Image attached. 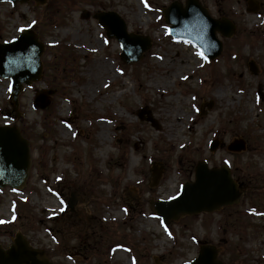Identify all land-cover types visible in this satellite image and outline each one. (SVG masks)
I'll list each match as a JSON object with an SVG mask.
<instances>
[{"label":"rangeland","instance_id":"374dc122","mask_svg":"<svg viewBox=\"0 0 264 264\" xmlns=\"http://www.w3.org/2000/svg\"><path fill=\"white\" fill-rule=\"evenodd\" d=\"M173 1H0V42L30 27L46 45L44 77L20 94V116L10 80L0 78V125L20 127L32 160L21 189L0 191L2 246L21 232L56 264H184L210 243L224 264H264V0H250L256 12L248 1L201 0L237 25L231 38L218 34L224 49L210 61L168 34L161 10ZM100 11L151 38L139 61L120 58L119 42L93 16ZM44 88L52 103L40 109L33 102ZM141 109L159 129L140 119ZM215 138L225 145L211 152ZM242 139L244 150L227 148ZM199 160L231 167L243 183L240 202L164 224L150 201L193 181ZM155 166L162 176L151 187Z\"/></svg>","mask_w":264,"mask_h":264},{"label":"water","instance_id":"95a60500","mask_svg":"<svg viewBox=\"0 0 264 264\" xmlns=\"http://www.w3.org/2000/svg\"><path fill=\"white\" fill-rule=\"evenodd\" d=\"M7 1V0H0ZM14 5L29 0H8ZM47 0H38L45 4ZM166 22L171 24L169 33L174 37L190 40L198 45L208 58L219 56L223 43L217 37L220 32L231 37L236 32V26L228 19H216L210 15L199 0H186L185 6L180 1H174L162 10ZM106 29L109 37L116 38L122 48L121 59L126 63L139 61L151 47L149 37L128 32L125 20L115 11L99 12L94 15ZM45 44L39 34L31 28L22 31L18 38L10 42L0 43V78L11 80V101L16 111L19 107L20 93L25 85L38 82L43 77L42 55ZM250 69L257 73L253 63ZM53 90H43L37 93L34 105L45 109L51 103ZM147 113V117L144 114ZM141 119L151 121L159 128L149 110L139 112ZM224 142L215 139L211 142V151H215ZM244 141L232 142L229 149L241 151ZM31 166L30 144L17 125L0 126V189L10 186L20 189L25 183ZM162 169H152V186L159 182ZM242 192L231 175L227 166L210 168L205 161H199L195 170V180L186 182L181 191L170 199L151 201L155 212L165 223L178 220L181 216L201 212H213L224 206L240 201ZM74 208L76 199H70ZM0 264H56L45 255V251L32 247L22 233H17L14 243L4 249L0 244ZM185 264H224L218 259V249L212 244H203L198 256Z\"/></svg>","mask_w":264,"mask_h":264},{"label":"trees","instance_id":"16d2710c","mask_svg":"<svg viewBox=\"0 0 264 264\" xmlns=\"http://www.w3.org/2000/svg\"><path fill=\"white\" fill-rule=\"evenodd\" d=\"M45 9H48V8H45ZM43 17H45V14H42V13H40V11H39V19H40V21H42L43 20ZM36 23H38L39 24V20L38 19H36ZM50 67H52L53 65H49Z\"/></svg>","mask_w":264,"mask_h":264},{"label":"bare ground","instance_id":"6f19581e","mask_svg":"<svg viewBox=\"0 0 264 264\" xmlns=\"http://www.w3.org/2000/svg\"><path fill=\"white\" fill-rule=\"evenodd\" d=\"M98 69H100L101 71H104L105 70V65L100 64L98 66ZM177 117H179V115Z\"/></svg>","mask_w":264,"mask_h":264},{"label":"snow or ice","instance_id":"6c2138e0","mask_svg":"<svg viewBox=\"0 0 264 264\" xmlns=\"http://www.w3.org/2000/svg\"><path fill=\"white\" fill-rule=\"evenodd\" d=\"M145 6L147 7V4H145ZM21 31H22V29H21ZM61 204H63V201H61ZM61 211H63V208H61ZM0 223H3V221H0Z\"/></svg>","mask_w":264,"mask_h":264},{"label":"flooded vegetation","instance_id":"af4514ba","mask_svg":"<svg viewBox=\"0 0 264 264\" xmlns=\"http://www.w3.org/2000/svg\"><path fill=\"white\" fill-rule=\"evenodd\" d=\"M243 1H246V2L248 1L249 5L252 4V2H250V0H243ZM256 3H257V2H256ZM256 3H255V4H256Z\"/></svg>","mask_w":264,"mask_h":264}]
</instances>
